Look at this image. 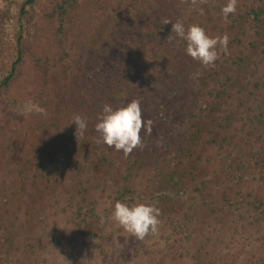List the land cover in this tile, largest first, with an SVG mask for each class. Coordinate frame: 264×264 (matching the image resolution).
Wrapping results in <instances>:
<instances>
[{
  "label": "rangeland",
  "instance_id": "obj_1",
  "mask_svg": "<svg viewBox=\"0 0 264 264\" xmlns=\"http://www.w3.org/2000/svg\"><path fill=\"white\" fill-rule=\"evenodd\" d=\"M27 1L0 0V264H264V0L227 20V0ZM165 20L227 54L202 65ZM132 100L150 124L125 155L95 125ZM117 201L154 204L158 231Z\"/></svg>",
  "mask_w": 264,
  "mask_h": 264
},
{
  "label": "clouds",
  "instance_id": "obj_2",
  "mask_svg": "<svg viewBox=\"0 0 264 264\" xmlns=\"http://www.w3.org/2000/svg\"><path fill=\"white\" fill-rule=\"evenodd\" d=\"M203 11L200 9L201 14ZM221 11L223 18L227 20L231 14L237 11V0H227ZM164 23H171L172 33L187 42L186 54L204 66H214L219 59L221 50L227 54L230 39L227 33L213 37L199 24H191L186 27L181 20H177L175 23L165 20ZM167 39L172 40L174 37L171 34ZM32 107L26 105L25 110L29 111ZM73 122L78 125L77 134L87 127L86 120L80 116H76ZM146 124H150V121L143 119L140 101L132 100L118 108L105 104L98 123L95 125V130L99 133L100 142L128 155L142 143L141 131ZM159 215L160 209L154 204L138 203L130 206L117 201L111 219L118 222L137 239L143 240L145 236L158 231Z\"/></svg>",
  "mask_w": 264,
  "mask_h": 264
},
{
  "label": "trees",
  "instance_id": "obj_3",
  "mask_svg": "<svg viewBox=\"0 0 264 264\" xmlns=\"http://www.w3.org/2000/svg\"><path fill=\"white\" fill-rule=\"evenodd\" d=\"M33 1L34 0H28L27 2L32 3ZM69 2H70V0H65V1H63L62 4H59V6L57 7L59 12H57L55 14L60 19L63 16V12H65L67 10V7L69 6ZM24 10H25V6L22 7V11L21 12H24ZM260 12L262 13V11H254V16H255L256 21L260 20L259 19V16L261 14ZM18 44H19V47L22 46V38L21 37L18 40ZM21 60H22V54H21V48H20L19 49L18 58H17L16 62L13 64L9 75L6 76V78L2 81V86H7L10 83V81L12 80V78L14 77V75L16 73L17 66L21 62ZM25 183H26L25 180L24 181L21 180L18 185L19 186H24V185H26Z\"/></svg>",
  "mask_w": 264,
  "mask_h": 264
}]
</instances>
